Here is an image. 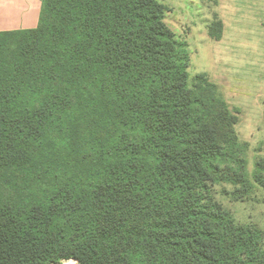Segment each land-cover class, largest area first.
I'll return each mask as SVG.
<instances>
[{"label": "trees", "instance_id": "trees-1", "mask_svg": "<svg viewBox=\"0 0 264 264\" xmlns=\"http://www.w3.org/2000/svg\"><path fill=\"white\" fill-rule=\"evenodd\" d=\"M167 12L43 0L36 28L0 32V264H264V229L217 199L263 169Z\"/></svg>", "mask_w": 264, "mask_h": 264}, {"label": "rangeland", "instance_id": "rangeland-1", "mask_svg": "<svg viewBox=\"0 0 264 264\" xmlns=\"http://www.w3.org/2000/svg\"><path fill=\"white\" fill-rule=\"evenodd\" d=\"M166 23L185 44L192 76L206 74L237 112L240 150L253 180L257 164L264 180V0H164ZM219 25H213L214 22ZM221 38L211 36V30ZM218 30V31H217ZM249 198L217 195L235 218L264 229V183ZM230 188V186H228ZM65 259L59 264H76Z\"/></svg>", "mask_w": 264, "mask_h": 264}, {"label": "crops", "instance_id": "crops-1", "mask_svg": "<svg viewBox=\"0 0 264 264\" xmlns=\"http://www.w3.org/2000/svg\"><path fill=\"white\" fill-rule=\"evenodd\" d=\"M42 5L43 0H0V32L36 28Z\"/></svg>", "mask_w": 264, "mask_h": 264}]
</instances>
